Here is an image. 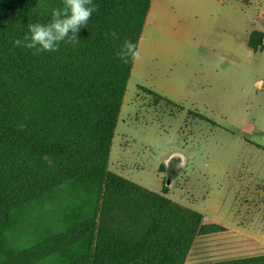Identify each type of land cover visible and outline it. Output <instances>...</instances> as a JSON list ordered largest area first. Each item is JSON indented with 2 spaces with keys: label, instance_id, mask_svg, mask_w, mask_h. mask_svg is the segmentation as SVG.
I'll return each instance as SVG.
<instances>
[{
  "label": "rangeland",
  "instance_id": "obj_1",
  "mask_svg": "<svg viewBox=\"0 0 264 264\" xmlns=\"http://www.w3.org/2000/svg\"><path fill=\"white\" fill-rule=\"evenodd\" d=\"M139 39L104 169L223 227L184 264L264 254V0H150ZM100 171L0 214V263L91 217Z\"/></svg>",
  "mask_w": 264,
  "mask_h": 264
},
{
  "label": "trees",
  "instance_id": "obj_2",
  "mask_svg": "<svg viewBox=\"0 0 264 264\" xmlns=\"http://www.w3.org/2000/svg\"><path fill=\"white\" fill-rule=\"evenodd\" d=\"M149 5L2 0L0 214L101 171L91 217L0 264H184L195 236L223 229L164 189L104 169ZM199 264H264V254Z\"/></svg>",
  "mask_w": 264,
  "mask_h": 264
},
{
  "label": "crops",
  "instance_id": "obj_3",
  "mask_svg": "<svg viewBox=\"0 0 264 264\" xmlns=\"http://www.w3.org/2000/svg\"><path fill=\"white\" fill-rule=\"evenodd\" d=\"M139 42H140V39H139V41H138V44H137V47L139 46ZM137 47H136V49H137ZM136 54V53H135ZM134 60V59H133ZM133 63V62H132ZM132 67V66H131ZM109 157V156H108Z\"/></svg>",
  "mask_w": 264,
  "mask_h": 264
}]
</instances>
